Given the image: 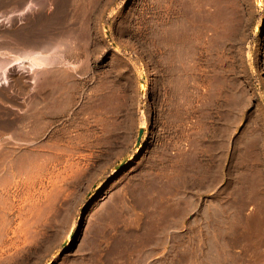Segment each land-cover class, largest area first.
Listing matches in <instances>:
<instances>
[{
    "label": "rangeland",
    "instance_id": "rangeland-1",
    "mask_svg": "<svg viewBox=\"0 0 264 264\" xmlns=\"http://www.w3.org/2000/svg\"><path fill=\"white\" fill-rule=\"evenodd\" d=\"M260 2L0 0V264H264Z\"/></svg>",
    "mask_w": 264,
    "mask_h": 264
},
{
    "label": "bare ground",
    "instance_id": "bare-ground-1",
    "mask_svg": "<svg viewBox=\"0 0 264 264\" xmlns=\"http://www.w3.org/2000/svg\"><path fill=\"white\" fill-rule=\"evenodd\" d=\"M29 5L30 4L27 3L25 8H28ZM263 7H264V2H260L258 8L262 9ZM56 45L57 44L54 41H52L46 45L44 44L43 46L37 48L36 50L30 48L24 49L22 47L20 48L18 47L17 52L12 53L9 56L3 54V52L1 54L0 52V83H5L7 81V71L12 64H15V66H17L18 68L21 67L22 69L26 68L28 70H35V68H38L42 65H46L54 62L57 57ZM147 89H148L147 78H145L141 85L142 105L145 103L146 100ZM140 126L142 127L144 125L141 124ZM77 226L78 223L76 224V227ZM73 239L74 236L70 238L64 246H68Z\"/></svg>",
    "mask_w": 264,
    "mask_h": 264
},
{
    "label": "crops",
    "instance_id": "crops-1",
    "mask_svg": "<svg viewBox=\"0 0 264 264\" xmlns=\"http://www.w3.org/2000/svg\"><path fill=\"white\" fill-rule=\"evenodd\" d=\"M31 48L32 49H36V48H39V46L38 45H36V46H31ZM11 48L10 47H7V46H5V45H0V52H1V54H2V52L3 51H7V52H3V53H5V55L6 54H9V53H11V50H10ZM43 67V65L42 66H40V67H38V68H42ZM2 86H4V85H1L0 84V92H1V87ZM11 117V116H10ZM1 119V118H0ZM9 119V118H8Z\"/></svg>",
    "mask_w": 264,
    "mask_h": 264
},
{
    "label": "water",
    "instance_id": "water-1",
    "mask_svg": "<svg viewBox=\"0 0 264 264\" xmlns=\"http://www.w3.org/2000/svg\"><path fill=\"white\" fill-rule=\"evenodd\" d=\"M143 127H139L138 129V135H137V143L139 142L141 135H142Z\"/></svg>",
    "mask_w": 264,
    "mask_h": 264
}]
</instances>
